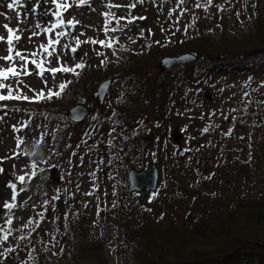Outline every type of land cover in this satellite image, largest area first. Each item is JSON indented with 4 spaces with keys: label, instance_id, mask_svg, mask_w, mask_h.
I'll use <instances>...</instances> for the list:
<instances>
[{
    "label": "rangeland",
    "instance_id": "374dc122",
    "mask_svg": "<svg viewBox=\"0 0 264 264\" xmlns=\"http://www.w3.org/2000/svg\"><path fill=\"white\" fill-rule=\"evenodd\" d=\"M9 2L11 0H0V13H4L0 15V35L7 36L2 27L5 23L16 29V34L21 37L14 42L16 50L39 61L47 56L41 45H46L49 39H57L61 43L55 45L53 57H59V63L45 62V68L74 67L77 63L85 66L76 69L78 75L60 72L54 80L50 72L38 75L39 69L30 63L28 69L32 75H22V84L15 83V78L6 81L31 97L39 91L47 96L49 88L58 92L61 83L67 87L60 96L51 99L39 102L34 99L14 100V106L7 102L0 104L3 108L0 110V117H3L0 119V169L3 170L0 171V226L13 229L9 241L0 245V252L7 247L16 249L0 256V264H101L103 261L106 264H142L137 259L138 240H145L142 227H147L144 232H155L162 216L169 213L176 217L175 226L179 232L195 228L204 214H209L212 221L219 212L220 221L224 222L227 210L223 206L227 204L225 195L229 197L233 191H245L251 193L250 200L263 195V165L253 156L249 144L259 139L256 133L264 124V45L257 44L261 33L247 26V17L252 16L253 9L258 7L264 16V0H213L207 11L196 8V0H185L182 7L187 11L183 13L177 8L176 0H143L132 9L125 6L135 0H88L83 6L73 5L63 12L65 24L47 33L43 29L50 28L56 21L53 15L56 7L51 0H39V3L37 0H23V6L16 5L14 9L7 8ZM109 3L122 6L106 7ZM172 9L176 10L169 16ZM106 12L115 13L117 18L124 17L119 24L113 19L110 25L122 27L123 31H105L102 13ZM132 17L144 19L127 23ZM70 19L79 23L70 26L66 23ZM37 23L41 25L39 29L35 27ZM240 25L243 27L233 38L230 34ZM33 31L38 35H32ZM56 32L68 35L58 37ZM223 32L229 34L223 35ZM77 39L81 41L79 46ZM92 40L112 42L113 46L103 47L99 43H91ZM149 40L157 47L150 75L138 78L135 74L136 78L122 79V74L117 73L116 76L102 78L113 69H108V62H117L113 49L126 48L132 52ZM195 40L203 44L197 48ZM179 43H185L183 47L188 49L185 53L195 49L190 54L198 53L202 60L195 65H192L194 61L188 63L184 69H169L171 75L186 71L183 75L189 77L192 86L174 100L169 99L170 104L164 107L160 105L166 99L163 93L160 95L164 97L156 101V86L162 76H158L162 71L159 72L157 65L162 57L167 56H161L165 48L160 47L170 45L172 49ZM229 47L242 55L238 61H242L244 69L221 68L210 75L207 66L215 60L210 55ZM6 48L7 44L0 42V56L7 54ZM72 48H77V51L72 52ZM256 48L263 52L253 53ZM205 50L209 56L201 53ZM32 52L39 55L31 57ZM135 55L127 53V57L132 59ZM53 57L47 60L53 61ZM221 58L230 61L228 55ZM14 63L19 66L21 62L17 60ZM4 65L5 62L0 61V66ZM106 79L112 82L100 107L92 94ZM141 81L145 103L133 110L130 105L126 115L119 116L121 105H125L124 93L136 92ZM19 102H25L21 104L23 107ZM45 102L49 103L47 107H43ZM75 105H83L90 110L80 123L67 118L68 110ZM156 105L170 114L167 139H162L157 131ZM111 107L118 111L112 112ZM14 110L20 113H12ZM141 119L143 124L138 123ZM117 124L128 128L131 133L124 138L128 143L127 159L139 165L130 170H146L150 164L157 168L156 188L143 201L138 192L129 190L130 170L124 176L122 167L111 169L113 163L122 159L119 153L104 146V155L100 158L94 156L95 136L100 135L104 141H109L108 135L115 133L113 125ZM137 124L142 126L139 130L134 128ZM206 127L209 130L204 132ZM175 130L182 135L181 144L171 140ZM148 135L153 137L152 144L143 149L142 140ZM18 141H22L19 147ZM110 145L114 144L109 141ZM228 147L239 151L235 157L242 156L250 163L248 173L238 177L236 182L232 177L229 185L225 176L218 173L219 168H215L220 158L227 154ZM21 175L25 176L24 183L16 179ZM9 183H15L19 193L14 202L11 201V189L7 187ZM217 194H222L218 207L214 201ZM5 200L17 205L10 213L13 217L11 226L4 223L8 214V210L2 207ZM239 211L241 214L235 219L242 227L240 222L245 219L247 210L242 205ZM151 212L155 217L152 221L149 218ZM80 218L82 223L78 224ZM29 219L32 224L16 231ZM144 219H148L147 226L143 224ZM82 227L84 236L79 230ZM21 236L23 240L19 239ZM86 245L100 250L99 258L89 255ZM156 246L169 251L174 244L165 240L156 242ZM258 249L260 252L257 254L263 252L264 245ZM224 250L221 249L220 254H225ZM154 252L159 253L160 250L155 248ZM255 252L247 243L230 253L241 255L237 264H256ZM215 259L213 262H219L221 258ZM205 262L184 257L185 264Z\"/></svg>",
    "mask_w": 264,
    "mask_h": 264
},
{
    "label": "trees",
    "instance_id": "16d2710c",
    "mask_svg": "<svg viewBox=\"0 0 264 264\" xmlns=\"http://www.w3.org/2000/svg\"><path fill=\"white\" fill-rule=\"evenodd\" d=\"M252 14H253L252 16L247 17V24H248L247 26H249L252 29L256 28V32L261 33V35L257 37L259 39L258 41L259 43L257 44L264 45V16L260 14L259 7L257 10L253 9ZM242 27L243 25L236 27V30L232 32L230 35L233 37L236 31H238ZM222 34L228 35L229 33L223 32ZM230 35L228 36L229 38ZM202 36H207V35H202ZM232 37L230 39L234 38ZM196 42H197V48L203 44L201 41H196ZM184 44L185 43H179L178 45H174L172 49H170V45L165 47H160V48H165L164 49L165 51L162 53L161 56L164 55L168 56V54L178 55L187 52L188 49L186 47H183ZM240 48H244V47L241 46ZM156 50L157 47L150 40L145 42V44H142L141 46L134 48L132 52L128 51L126 48L113 49V55L117 62H108V66H109L108 69L110 68L111 70L112 67L113 69L106 76H102V78L113 77L116 76L117 73L122 74L123 77L122 79L129 77L136 78V75L138 76V78L139 77L142 78L144 74L145 76H147L148 74L150 75V68L152 66L151 63L155 58ZM257 50H260L258 52L262 51L261 49L256 48L254 49L253 53H257L256 52ZM167 51L168 54H166ZM192 51H195V49H191L190 53H192ZM127 53L136 54L135 55L136 57H134L133 59L131 58V56L127 57ZM201 53L209 56L207 50L202 51ZM195 55L198 56V53H196ZM224 55H228L230 61L221 58ZM240 55L241 54L238 51L233 50L231 47L226 49L225 48L220 49L219 51H217L216 55H210V58H215V60H212L208 63L209 65L207 66L209 69L208 73L211 75L212 72L219 71L221 68H226L227 70L244 69V66L241 65L242 61H238L241 60L242 55L241 56ZM199 59L200 57L198 56V59L196 60V62L194 61L192 65H195L202 60ZM175 67L184 69L187 68L188 65L183 64V66L180 65L179 67V65H177ZM175 67H173L172 71L175 70ZM160 71L161 70H159V72ZM172 71L171 72H169V70L168 72L162 71L158 74L159 77L160 75L162 76L160 82L156 86V90L158 89L156 101L163 98L165 95L166 96L165 102H162L160 104L161 106L164 107L170 104L169 99L174 100L175 97L180 96L181 92H188L187 91L188 87L192 86V83L189 81V77L183 75L186 71H184L183 73H179L178 75H173V74L171 75ZM156 90H154L155 93ZM122 93L123 90H121L120 97L122 96ZM160 93H163L164 95L162 96L160 95ZM210 98L211 95L208 97V99ZM113 100L114 99H112V101ZM4 102L10 103L11 105L14 106V104L12 103L15 101L14 100L0 101V104ZM143 103H145V97L143 95V86L141 81L140 86L138 87V90H136V92L124 93L123 104L125 105H121L120 111H118L117 108L115 107H111L110 110L112 112L118 111L119 116L123 117L128 112L127 110L129 109L130 105H131L130 108L133 106L132 108L133 110L136 108L137 105ZM21 104H25V102H19L20 107H23ZM48 105L49 103L45 102L43 107H47ZM0 110H3V108L0 107ZM12 113H20V112L18 110H14ZM155 119L158 121L157 131H159L158 134L160 135V137L162 139L169 138L168 127H169L170 114H168L166 111H162L156 105ZM140 122H142V124L144 123L142 119L138 123ZM113 127L115 133H110V135H108V138H110L109 141H111L112 144L114 145L108 146V142H109L108 139L104 141L100 135H96L94 138L95 141L93 142L94 156L98 158L102 157L104 155L103 153L104 146L108 147L109 149L113 150L116 153H119L120 156H122V159L113 163L112 164L113 168L111 169L114 170L118 166H120L123 168L122 175L125 176L128 170H130L131 168H136L139 164L136 162L130 163V161L127 159L128 143L124 138L125 136L131 134L128 128L121 127L120 124H117L115 126L113 125ZM141 127H142L141 125L137 124L134 128L135 130H139ZM256 134L259 135V139L250 142L249 146H251V151L253 153V156H255L257 161L263 165L262 176H264V160L262 159L264 158V139H263L264 124L260 126V129L259 131H257ZM134 142H136V139ZM198 146H200V144H198ZM236 152L239 151H236L228 147V152L225 155V157L220 158V162H218L217 164L214 163V165L216 164L215 168H219L220 170L218 172L220 173V176H225V181L227 185L230 184V180L232 177H234L233 181L236 182L238 177L244 176V174L246 175L249 171V166H250L249 161L242 156L235 157ZM213 175L214 177H216L215 176L216 173H214ZM215 181H217V177L215 178ZM230 186H232V184ZM231 192L229 194H231ZM221 195L222 194H217L215 196L214 201L217 207L221 205L219 202V198ZM250 195L251 193H247L245 191H233V193L229 197L228 194L225 195V200L227 201V204L223 206L227 210L225 211L224 222L220 221L219 212L212 221L209 220L210 218L209 214H204V218L198 221V223L195 225V228H193L192 230L188 228V230L186 231L179 232V228L175 226L176 217L174 216L173 213H169V214H165L164 217L162 216V219L161 221H159V225L155 232H150V231L144 232V230L147 227H142L141 228V230H143L142 235L145 237V240H138L140 248L138 250L137 259L142 264H185L184 257L190 256L196 259V261H200V260L206 261L203 264H237L241 258V255H236V254L233 255L231 253L233 252L234 248L248 243L256 251L253 254V258L257 261L256 264H264V250L263 252L257 254L258 251L260 252V249H258L259 246L264 245V193L260 198H256L253 200H250ZM122 199H124V197ZM242 205L245 206V209L247 210V214L245 219L242 222H240L243 224L242 227H239L240 225L238 224L235 218L237 215L241 214L239 210ZM149 218L150 221L155 219L152 212ZM144 220L145 221L143 222V224L147 226L146 221H148V219H144ZM77 223L78 224L82 223L81 218ZM79 230L81 231L82 236H84L83 227L79 228ZM165 240L168 242H172V244H174L172 250L170 249L169 251H167L164 249L157 248L156 242L165 241ZM86 246H87V253L89 255H93L94 257L99 258L100 250H97V248L95 247H90L88 245ZM155 248L157 250H160V252L159 253L154 252ZM224 248L227 251L224 250L225 254L222 255L220 254L221 249ZM218 256L221 258L218 260L219 262H213L216 260L215 258ZM101 264H106V263L103 261Z\"/></svg>",
    "mask_w": 264,
    "mask_h": 264
},
{
    "label": "snow or ice",
    "instance_id": "6c2138e0",
    "mask_svg": "<svg viewBox=\"0 0 264 264\" xmlns=\"http://www.w3.org/2000/svg\"><path fill=\"white\" fill-rule=\"evenodd\" d=\"M37 3H39V0H37ZM88 3V0H51V4L55 5L56 10L53 13V15L56 17L55 23L51 25L50 28H44L43 31L45 33L51 32L56 28H60L65 24V19L63 18V12H66L69 8L75 6H83ZM137 3H143V0H135L134 3L128 4L125 7L132 9L136 7ZM185 0H176V6L177 8L180 9L181 13L187 11V9L183 8L182 6L184 5ZM213 4V0H204L203 3H201V0H196L195 7L196 8H204L205 11H207L208 6H211ZM20 5L23 6V0H11L7 4L8 9H14V6ZM106 7L113 8V7H121L122 5L119 4H106ZM218 8H222L221 5H217ZM35 7L32 8V11L35 12ZM176 9H172L169 11V16L172 15V12L175 11ZM0 15H4V13H0ZM103 16H105V31H111V32H116V31H123V28H116V27H110L113 19H116V23L119 24V21L121 19H124V17H119L117 18L115 16V13L113 12H106L102 13ZM17 16H19V13H17ZM135 19H144V17H132L127 20V23L131 24ZM66 23L70 26H75L76 24L79 23V21H75L74 19L67 20ZM2 27L5 29L7 36L0 35V42H5L7 44L6 48V55L0 56V61H4L5 65L0 66V101H10V100H24V101H40L44 99H51L53 96H60L61 92L67 87V84L61 83L59 84L60 91L58 92H53L51 89H48V94L45 96V93L43 91H39L35 93L34 97L25 95L21 93L20 88H14L12 84L6 83V81H9L10 79L15 78V83L17 84H22L23 81L20 80V77L23 76H30L32 75V72L29 71L28 65L31 63L34 65L37 69H39L38 75L44 76L46 72H50L53 75V79L55 80V76L57 73L63 72V73H74L77 74L76 69H81L85 65L83 63H77L75 64L74 67H67V66H62V67H51V68H45L44 64L45 62L49 63H59V57H53V54L56 51L55 45L61 43L60 40L57 39H49L46 45H41V48L43 52L47 53V56L42 59V60H36V59H29L28 56H26L24 53H22L19 50H16L14 42H18L21 37L17 35V30L13 29L12 27L9 26V24L5 23L2 25ZM37 29L41 27L39 23L35 25ZM32 35H38L37 32L33 31ZM56 36L58 37H63L68 35L67 33L64 32H56ZM141 35H143V30L141 31ZM89 41H84L83 43H88ZM91 43H99L103 47H108L111 48L113 46L112 42L106 43L104 40H92L90 41ZM133 42H135L133 40ZM77 46L81 44V41L79 39L76 40ZM64 47H69V45H64ZM51 49V51H49ZM72 52H76L77 48H72ZM115 54V53H114ZM39 55L37 52H32L30 54L31 57H36ZM97 55H102V53H97ZM48 57H53V61H48ZM20 61L21 63L19 66L14 63V61ZM104 61H101V64H103ZM251 79V78H250ZM70 83V82H69ZM25 87H28V85H24ZM29 91H33L31 88H29ZM247 95V93H245ZM6 107V106H4ZM0 119H3V117H0ZM209 129L206 127L203 129L204 132H207ZM20 143L22 141L17 142V147L20 146ZM0 171H3L0 169ZM32 176H35V173H32ZM31 179V177H29ZM16 179L24 183L25 181V176H17ZM9 189H11V201H16L18 192H17V186L15 183H9L7 185ZM20 191H24V189H20ZM13 202H9L8 200H5L2 202V207L6 210H8L7 218L5 219L4 223L5 225L11 226L13 224V217L10 215L12 212V209L16 208L17 205ZM2 218V217H0ZM33 221L31 219L28 220L27 223L23 224L21 228H17L16 231H21L23 228H27L30 224H32ZM13 229L11 227H3L0 226V245L6 244L9 241V237L12 235ZM19 239L23 240L24 237L21 236ZM16 249L12 247H7L4 249V252H0V256H4L5 253H10L14 252Z\"/></svg>",
    "mask_w": 264,
    "mask_h": 264
},
{
    "label": "water",
    "instance_id": "95a60500",
    "mask_svg": "<svg viewBox=\"0 0 264 264\" xmlns=\"http://www.w3.org/2000/svg\"><path fill=\"white\" fill-rule=\"evenodd\" d=\"M258 51L260 50H257L256 52ZM197 59V55L190 53H183L176 56H165L160 59L157 67L161 71H166L177 65L188 64L196 61ZM111 82V79L104 80L97 86L96 90L92 94V97L98 101L100 107L103 105L104 98ZM89 114L90 110L87 107L83 105H75L68 110L67 118L73 123H80ZM152 138V135H148L142 140L143 149L148 148L152 144ZM171 140L176 144H181L182 135L180 132L175 130L171 134ZM157 180L158 172L156 166L153 164H150L149 168L146 170L136 171L132 169L128 172L129 190L132 192H138L141 201H143L150 192L155 190Z\"/></svg>",
    "mask_w": 264,
    "mask_h": 264
}]
</instances>
